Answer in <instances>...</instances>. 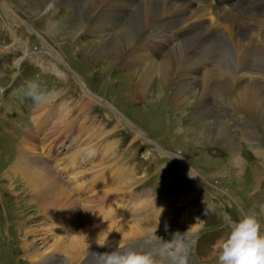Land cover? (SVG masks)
<instances>
[{"label": "rangeland", "instance_id": "374dc122", "mask_svg": "<svg viewBox=\"0 0 264 264\" xmlns=\"http://www.w3.org/2000/svg\"><path fill=\"white\" fill-rule=\"evenodd\" d=\"M246 2L250 5L254 0ZM85 3L86 0L82 7ZM5 4L9 6V11ZM238 4L228 7L225 16L230 15V20L244 25L250 34L257 23L245 21L250 15L263 18L264 13L251 14L246 4ZM29 6L25 0H0V117L16 125L8 133L9 137L15 138L24 131L26 141H29L24 140V146L18 143V148L15 145L0 146V192L5 209V212L0 210V264H32L25 255L24 246L31 244L33 250L40 248L43 254L53 243V238L57 237V232L68 233L75 226L86 229L91 224L114 223L127 218L148 224L153 233L150 231L132 239L117 240L119 242L114 241L102 250L93 248L86 264H98L99 257L95 253L118 250L120 245H124L126 250L150 253L157 264H173L169 253L175 251L177 245H183L189 264H216L217 245L226 236L232 222L243 215L255 214L264 226V129L257 128L260 133L257 132L259 136L256 135V139L241 141L240 130L248 125L249 120L237 117L229 105L215 95L212 97V110L238 133L239 157L244 163L240 165L235 162L236 166L232 167L231 158L236 155H231L223 144L204 147L200 142L202 135L196 140L186 138V128L182 124L191 120L193 125L190 115L182 116L181 110L175 111L170 103L154 105L157 107L155 112L146 109L148 104L140 102L136 90L122 81L129 71H123L122 66L116 65L111 73L102 72L101 65H92L87 60L78 48L81 44L53 33L50 23H55L57 10H52L50 14L51 11L45 8ZM74 15H69L67 25L74 24ZM16 23L23 24L25 29L14 27ZM157 28L159 26L155 25L147 31L154 36L161 31ZM119 32L120 29L115 31L116 34ZM221 35L223 47L227 50L224 63L230 67L233 65V56L229 52L231 39L226 31ZM164 37L171 44L174 42L175 38L172 40L169 35ZM85 38L83 36L81 39L82 48L92 39ZM140 41L138 44H141ZM180 41L174 43L179 44ZM44 45L46 48L43 49ZM55 53L64 57V68L54 63ZM20 63L27 64L22 67L23 73L42 74L46 81L52 79L45 84L39 83L47 87L43 94H32L29 105L34 106L33 114L38 116L54 105L47 114L46 130L47 134L55 135L52 140L59 137L69 140L66 150L57 148L60 152L63 148V154L55 155L50 144H37L32 131L27 132L32 113L17 105L18 95L22 96V91L18 93L17 89L31 86L34 82L20 84L17 73ZM120 82L123 86H120ZM89 93L96 96L91 98ZM37 99L41 100V104ZM44 124L41 123L40 132ZM214 132L217 134L215 129ZM0 135L5 136L3 133ZM257 145L262 152H258ZM158 148L168 153L162 151L161 155L156 151ZM19 149L24 150L23 156L29 158L32 157L31 149L32 152L38 151L44 159L37 155L31 159L32 163L38 161V165L43 163L50 167L61 183L67 185L68 182L69 189L74 188L69 193L77 202L70 208L72 215L69 216L81 211L86 213L87 210L91 216L92 210L94 215L91 219L85 222L78 216L76 225L72 222L68 226L66 220H58L65 211L56 212L53 218L39 212L33 194L24 191L19 178L8 176L12 171L11 165L19 159ZM47 150L50 155L46 157L44 152ZM61 155L63 158H59ZM171 155L174 158L171 159ZM64 167L72 171H63ZM191 170L193 180L196 179L207 192L198 186L197 190L202 193L195 190L188 176ZM256 170L259 171L257 175L254 174ZM74 176H77L76 179H73ZM252 176L259 181V188L254 185L256 183ZM119 186L117 195L122 189L123 197L120 198L125 202L122 207L121 204L116 205L121 210L116 211V207H113V211L109 208L106 213V202L95 205L94 201L104 199L111 189ZM86 203L93 206L86 207ZM102 204L103 208H99ZM108 214H112V217L106 218Z\"/></svg>", "mask_w": 264, "mask_h": 264}, {"label": "bare ground", "instance_id": "6f19581e", "mask_svg": "<svg viewBox=\"0 0 264 264\" xmlns=\"http://www.w3.org/2000/svg\"><path fill=\"white\" fill-rule=\"evenodd\" d=\"M25 1L30 4L29 7L45 8L46 11H51L50 14L52 10H57L56 15L53 12L55 23H50L53 33L65 40L81 44L78 48L80 47L92 65H101L102 72L111 73L116 65L122 66L123 71H129L122 81L136 90L140 102L149 105L146 109L155 112L157 107L154 105L172 104L175 111L181 110L182 116L190 115L194 121L192 126L191 120L182 124L186 128V138L196 140L202 135L200 142L202 141L204 147L223 144L231 155H236L231 158L232 167L236 166L235 162L240 165L244 163L239 157L238 133L229 122L215 114L210 104L215 95L229 105L237 117L249 120L248 125L240 130L241 141L256 139V135L259 136L260 133L257 128L264 129V37L262 35L259 38V32L264 27V15L263 18L250 15L245 21L249 23L252 20L257 23V27L253 31L250 30L249 34L244 25L230 20V15L226 17L222 8L212 4L199 7L193 0H86L84 7V0ZM254 2L264 4V0ZM5 8L9 11L7 4ZM69 15L76 17L74 24L67 25ZM155 25H158L157 29L161 31L153 36V33L150 34L147 30ZM117 29H120L118 34L115 33ZM224 31L231 39L229 52L233 56V65L230 67L224 63L227 53L221 35ZM164 35H169L172 40L175 38L174 42H182L171 44ZM83 36H86L85 39L92 38L83 45L84 48L81 47ZM138 41L141 44H138ZM167 41L169 43L166 44ZM123 83L120 82V86H123ZM37 102L41 104V100L37 99ZM87 104L86 102V106ZM33 120L38 126L39 120ZM41 126L39 125V128ZM194 126L196 128H193ZM257 149L262 152V148ZM23 151L20 150L19 159L11 165L9 178H19L24 191L33 194L38 211L45 213V216L53 218L56 212L62 210L66 213H61L59 221L66 220L68 226L72 225V222H78L79 214L73 213L74 216H69L72 215L70 208L77 202L69 193L74 188L69 189L68 182L67 185L61 183L55 171L42 162L39 165L38 161L32 163L31 159L37 155L41 160L44 159L38 151L32 152L31 149V158L23 156ZM44 153L47 157L49 150ZM67 169L72 171L66 167L63 171ZM258 172L256 170L254 174L257 175ZM253 182L258 187L259 181L254 177ZM119 190L120 186L114 187L111 192L106 193L104 199H96L95 205L106 202V213L113 207L118 211L120 208L116 205H125L124 199L120 198L123 197L122 189L117 195ZM117 198L120 199L116 200ZM88 205L86 207L93 206ZM99 208H103V204ZM91 213L94 212L91 210ZM112 214L106 215V218L112 217ZM74 228L68 233L57 232V237L53 238V243L47 247L46 253L42 254L40 248L33 250L31 244L24 246L26 257L30 258L32 264H86L93 248H103L98 244L106 247L117 240L132 239L149 234L150 231L153 233L148 224L130 218L118 219L114 223L91 224L86 229Z\"/></svg>", "mask_w": 264, "mask_h": 264}, {"label": "clouds", "instance_id": "9594fccd", "mask_svg": "<svg viewBox=\"0 0 264 264\" xmlns=\"http://www.w3.org/2000/svg\"><path fill=\"white\" fill-rule=\"evenodd\" d=\"M189 176L193 177L192 170ZM262 229L264 226L255 214L243 215L232 222L226 236L217 245L216 264H264ZM185 252L183 245H177L175 251L169 253L173 264H187ZM95 255L99 257L98 264H157L150 253L126 250L124 245L118 250Z\"/></svg>", "mask_w": 264, "mask_h": 264}]
</instances>
